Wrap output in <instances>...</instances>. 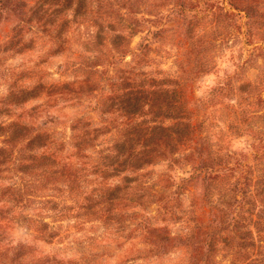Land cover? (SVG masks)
<instances>
[{"label": "rangeland", "instance_id": "rangeland-1", "mask_svg": "<svg viewBox=\"0 0 264 264\" xmlns=\"http://www.w3.org/2000/svg\"><path fill=\"white\" fill-rule=\"evenodd\" d=\"M0 264H264V0H0Z\"/></svg>", "mask_w": 264, "mask_h": 264}, {"label": "trees", "instance_id": "trees-1", "mask_svg": "<svg viewBox=\"0 0 264 264\" xmlns=\"http://www.w3.org/2000/svg\"><path fill=\"white\" fill-rule=\"evenodd\" d=\"M143 90H132L131 92H129V97H130V101L131 103L129 104L130 105V111L132 110L133 113H136L138 108L140 107L139 106V102L142 98V92ZM186 127H191V124L190 123H187ZM154 130H159L160 131V127H155ZM136 133L134 132V135ZM156 134V135H155ZM180 134L181 136L185 137L186 140L185 142L190 143V145H195V146H198V142L195 140L196 138L193 136V132H191L190 130L187 131V130H181L180 131ZM138 135H142V131L138 132ZM144 136H140L142 137L144 140V143L145 142H150L149 144H146V145H143V148L141 150H138L136 151L134 149V147L132 146V143L134 142L133 138L130 139V142H129V146H127V140L125 141V143H123L122 145L119 146L120 149H118V154H113V155H109V157L111 158H117L119 159L120 156H124L125 154H127V156L129 158H132V160H136V162L140 161V159H138L139 157H143L144 159L145 158H151L152 159H155L159 154L157 152V150H152V148L154 146H160V132H152L151 134H149V136H145V134H143ZM43 138V135H37L34 139H32V143L33 142H37L38 144L41 143V140ZM195 149V148H194ZM126 151V152H125ZM128 157L125 159V163L126 162H129L130 160H128ZM142 158V160H143ZM138 159V160H137ZM194 160V166H193V174L190 176V178L192 179H195V178H200L201 177V174H205V176L202 178L204 181L207 180V175L209 174H212L215 170L213 168H210L206 161L201 158V160H198L196 161ZM134 162L131 161L130 164H133ZM118 165H116L115 163H113V165H116L115 166V169H117V167L123 165L124 163H117ZM136 164V163H135ZM116 188H119V187H116ZM223 212V210L221 208H217V207H212V210L210 212V215L212 216V225L210 223V226L212 227V231L210 234L214 235V234H217V230L222 226L224 225L225 223V219H224V213H220V212ZM208 228V227H207ZM214 245V242H211L209 244V246H213ZM211 259V256H207L206 259H202V261H207V263L209 262H212L213 260H210Z\"/></svg>", "mask_w": 264, "mask_h": 264}]
</instances>
